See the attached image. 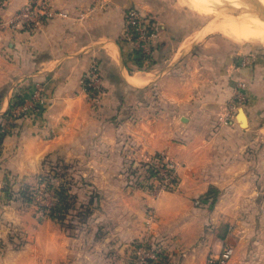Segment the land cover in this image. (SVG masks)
<instances>
[{
    "label": "crops",
    "instance_id": "0c3cea01",
    "mask_svg": "<svg viewBox=\"0 0 264 264\" xmlns=\"http://www.w3.org/2000/svg\"><path fill=\"white\" fill-rule=\"evenodd\" d=\"M26 1L0 7V116L36 82L42 97L39 112L16 117L3 138L0 264H130L132 243L147 237L163 243L164 264H209L224 244L233 247L228 264H264V49L198 33L189 21L175 36L182 16L158 21L152 0L94 11L92 0H50L70 17L14 30L8 20ZM131 4L160 25L148 67L130 58L123 16ZM93 59L105 87L98 104L81 85ZM239 80L249 99L243 116L238 108L225 123ZM159 153L176 161L177 186L157 194L134 186L124 162ZM59 155L83 163L77 176L87 180L73 189L78 209L69 227L50 217L37 222L33 205L17 198L4 203L5 172L15 188L31 185Z\"/></svg>",
    "mask_w": 264,
    "mask_h": 264
},
{
    "label": "built area",
    "instance_id": "2783aa9c",
    "mask_svg": "<svg viewBox=\"0 0 264 264\" xmlns=\"http://www.w3.org/2000/svg\"><path fill=\"white\" fill-rule=\"evenodd\" d=\"M115 0H92L88 11L106 9L113 5ZM8 0H0V7L5 5ZM68 18L69 13L66 10L56 8L50 0H27L19 6L8 20V25L14 30H35L40 29L48 20L54 18ZM79 16L78 18H81ZM124 28L126 39L131 48V55L139 58L141 65L153 63L154 45L160 36V25L155 17L148 15L139 7L131 5L124 8ZM250 61L244 57L242 64ZM81 85L94 104H98L101 95L104 92L101 69L98 60L93 59L89 67L84 70L81 76ZM247 82L239 80L236 84L233 95L227 100L225 112L221 119L225 123H230L235 115L236 110L242 107L249 99L247 91ZM42 87L39 82L33 85V90L27 97H20L12 106V110L7 116L0 120V150L2 137L11 127L8 123L20 115H30L39 112V103L42 97ZM149 163L153 169V193L157 194L162 190L175 188L178 184L177 163L163 153L155 154ZM149 160V161H150ZM55 203H46L45 207H40V201H36L38 214L49 216ZM198 204L199 200L196 199ZM153 210H149L147 216L148 222L152 219ZM133 257L131 264H158L166 258L163 243L156 238L142 239L133 244ZM233 254V247L224 244L216 254H210L207 258L209 264H228Z\"/></svg>",
    "mask_w": 264,
    "mask_h": 264
},
{
    "label": "rangeland",
    "instance_id": "374dc122",
    "mask_svg": "<svg viewBox=\"0 0 264 264\" xmlns=\"http://www.w3.org/2000/svg\"><path fill=\"white\" fill-rule=\"evenodd\" d=\"M152 1H153L152 3L154 4L155 10H153V13H152V11L150 13L155 14L157 16L156 17L157 20L158 19L160 20V18L158 16H161L162 14H164V16H166L168 14L176 15L179 17L182 16L181 17L182 18L181 25L174 26V28H172V32L175 36H176V34L181 32L182 30L187 29V26L185 24L188 21L191 22L190 27L188 29H191L192 27H197L199 29L198 33L210 32V33H216V34H220L222 36H225L222 33L217 32V31L213 32V31H206L205 30L207 25H209V23L212 24V22H214L216 20V18H217L216 14L207 15V14H204L201 12H197L196 10L192 9L191 7H189L187 5L186 0H152ZM219 7H218L219 8L218 10L222 9V10H225L226 13H233V14L234 13L235 14L241 13V12H243V10L244 11H246V10L251 11L250 8H252L250 6V4L247 5L246 10L245 9L240 10L238 8H236V10H234L227 5H222V7L221 6H219ZM180 13H182V15H180ZM186 13H188V15L184 16V14H186ZM193 22L195 24H192ZM227 38H229V37H227ZM230 39L239 45H248L249 44V45H253L257 48L264 49V45L261 44L259 41H255V40H252V41H245V40L235 41L232 38H230ZM130 56L133 57L131 55V53H130ZM100 67H101V65H100ZM131 71H134V69ZM131 73H133V72H131ZM101 76H102V71H101ZM103 88H104V92L101 95V98L105 93V87H103ZM247 91H248V88H247ZM10 129L11 128H9L5 134H7ZM3 138H2V142H3ZM1 149H2V145H1ZM152 158H154V156L150 157V159H152ZM168 158H170V157H168ZM54 159H55L54 161L50 160L49 162H47V164L45 165V168H44V172L40 173V175L37 177V180L34 184L24 185L21 188H18V187L15 188L16 185L14 186L15 183H14V181L12 182L13 179L11 180V174L9 172H5L4 178H3V183H2V188H4L3 192L5 194V202L4 203L5 204L11 203L13 201V199L17 198L18 201H21L23 204H29L30 206L33 205V212H32L33 217L37 222H39L41 219H44L45 217H50V216H46V215L41 216L38 214V206H37V204L35 205L36 201H40V203L42 204V206L40 205V207H45L46 203L50 204L51 201H54V189L60 187L61 185L65 186V187H69L71 190L78 188L80 186L81 187L86 186L87 180L84 179L83 177L80 178L77 176L78 174L80 175L81 170H83V168H84L83 163L64 161V160H62L63 156H60V155L55 156ZM150 159H145V160L142 159V160L137 161V162L135 160L129 159V160L124 162L122 169L126 173V175H128V177H130V181L133 182L132 184H134V186L148 188L153 192L154 180H153L152 174H151L149 167H148L150 165L149 163L151 162ZM7 187H10V189L13 190V192H14L13 197H12V195L10 196L8 194L9 189H7ZM23 187L27 188V190H29V200H27L24 197L22 198L20 193H19V191ZM78 211L79 210H77V212ZM75 213L76 212H74V210L70 211V214H75ZM67 218L70 219L73 217L68 215ZM69 219H67L66 222ZM2 223H3V221H2V218L0 216V224H2ZM14 230H16V229H14ZM147 239H149V237H147ZM134 243L135 242L132 243V246ZM162 262H160L158 264H163Z\"/></svg>",
    "mask_w": 264,
    "mask_h": 264
},
{
    "label": "bare ground",
    "instance_id": "6f19581e",
    "mask_svg": "<svg viewBox=\"0 0 264 264\" xmlns=\"http://www.w3.org/2000/svg\"><path fill=\"white\" fill-rule=\"evenodd\" d=\"M258 1L264 4V0ZM186 2L189 7L197 12L207 15L216 14V20L214 19L212 24L207 25L206 31L220 32L235 41L255 40L264 45V20L254 12L246 10L248 3L245 0H186ZM222 5H227L234 10L238 8L246 11L243 10L237 14L226 13L225 10H218L219 6L222 7ZM129 79L133 82H140L135 76H131Z\"/></svg>",
    "mask_w": 264,
    "mask_h": 264
},
{
    "label": "trees",
    "instance_id": "16d2710c",
    "mask_svg": "<svg viewBox=\"0 0 264 264\" xmlns=\"http://www.w3.org/2000/svg\"><path fill=\"white\" fill-rule=\"evenodd\" d=\"M156 43L154 45L153 63H151V64H154L155 59H156L155 58ZM130 58L132 59V61L134 62V64L137 67H139V68L143 67V65H141V61L139 58L131 57V56H130ZM151 64L146 65V66L148 67ZM99 66H100V64H99ZM100 69H101V67H100ZM91 95H92V93L90 94V96ZM89 97H88V99H90ZM19 98H20V95L16 99H14V101L16 102ZM4 118L5 117L0 116V120H3ZM8 125L12 126L13 122L8 123ZM5 135L6 134H4V136ZM148 167H149L151 174L153 175L152 165H149ZM7 189H9L8 194L10 196L12 195V197H13V193H14L13 190H11L10 187H7ZM19 193H20L22 198L24 197L27 200H29V190H27V188L23 187L19 191ZM211 193H213V188H210L208 190L207 195L205 197L207 198V197L211 196ZM54 200H55V203H54V205L51 209V212L49 214L50 218L58 221L59 223H61L64 226L69 227V225L72 224L71 220H73L77 216V213L70 214V209L76 208V206H75V193H73V190H71L69 187H65V186L61 185L60 187L54 189ZM68 215H70L73 218H70V219L67 218ZM67 219H69V220L66 222ZM130 264H131V261H130Z\"/></svg>",
    "mask_w": 264,
    "mask_h": 264
},
{
    "label": "water",
    "instance_id": "95a60500",
    "mask_svg": "<svg viewBox=\"0 0 264 264\" xmlns=\"http://www.w3.org/2000/svg\"><path fill=\"white\" fill-rule=\"evenodd\" d=\"M245 1L248 4H250V6L252 7L251 11L257 14L261 19L264 20V5L261 4L258 0H245ZM131 5H127L126 7L131 6ZM238 112L240 116H243L242 107H239Z\"/></svg>",
    "mask_w": 264,
    "mask_h": 264
}]
</instances>
